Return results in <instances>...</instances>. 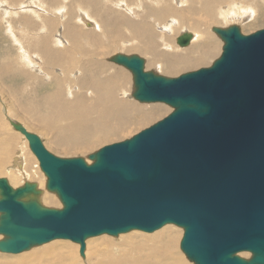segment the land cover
<instances>
[{
    "label": "water",
    "instance_id": "obj_1",
    "mask_svg": "<svg viewBox=\"0 0 264 264\" xmlns=\"http://www.w3.org/2000/svg\"><path fill=\"white\" fill-rule=\"evenodd\" d=\"M224 42L211 65L164 77L138 55L113 62L133 76V97L174 110L89 155L62 158L17 126L61 209L23 201L35 185L0 178V251L17 254L54 239L184 230L180 249L195 264H264V28H214ZM190 31L176 36L187 47ZM250 252L247 258L239 252Z\"/></svg>",
    "mask_w": 264,
    "mask_h": 264
},
{
    "label": "bare ground",
    "instance_id": "obj_2",
    "mask_svg": "<svg viewBox=\"0 0 264 264\" xmlns=\"http://www.w3.org/2000/svg\"><path fill=\"white\" fill-rule=\"evenodd\" d=\"M12 1H0V9L2 10V12L8 13L10 4L11 7L18 8L20 5H22L27 9L25 11V14H29L30 16L33 12V17L40 12V15L42 16H48L53 13L54 15H58V17L51 15L53 21H57L60 23V18L63 19L62 23L65 26V33H62L60 31L57 33L60 39L64 38V49L55 50V44L53 45L51 43V45H49V40H43L41 43L36 44V46L43 50L42 54L45 55V57H43V60L48 62V64L50 63L52 66L61 67L62 71L59 76H54L55 82L53 83L52 94H45V96L42 97L43 100L39 102L36 100V103H34L36 105L38 104L39 107L44 109V111L40 112L38 115L39 120L44 121L43 126H45L46 129L55 131L53 134L54 140L52 143L58 146H63L64 149L67 147H81V149L82 147H90L97 142H102L110 137L116 136L118 133L126 130L133 123H135L136 125H143L145 123H148L149 119L154 117L153 114H156L163 109L162 106H160L161 104L144 107L143 105L137 104L135 100H131V92L130 90H128L129 86L127 87V83L130 80H128L126 73L115 70L113 74L106 75L105 72L106 77H103V79L101 78V80L98 79L97 81L92 80V73L96 74L95 77L97 78V75L103 74L102 72L107 71L108 68H112V66H114L112 65L109 67V65L102 59L101 60L103 61V63L98 60L100 54L103 56V51L102 53H99L98 47L102 48L104 44L108 45L106 44V40L104 41V43L102 41L99 42L97 39V32H100L101 29H103L98 18L110 28L108 37H111L112 39L117 38L118 40L122 39V43H124V46L119 47V51L123 50L128 52L131 50L130 53H136L138 55L147 53L148 56H150V59L147 62V67H152L154 70L160 72H168L169 74L176 72L180 68L192 66L196 67L199 64L205 63L201 59H205L208 56L206 54H209L213 58L217 56L216 53L221 52L219 50V52H217L218 47L215 46L213 42H211L215 38L213 37L214 34H211V30L214 28H218V25H216L217 23H214L217 27L210 26L209 28H207L209 29V32H211L208 35L209 32L205 34L206 32L203 31L204 27H200L203 20L207 21L208 19H210L209 21L214 22L215 20L213 16L214 13L217 12V14L220 15V17L218 18H222L226 22V18L230 14H233V11H236L238 13L244 12L246 9V7L244 6L247 5L245 4L246 2L250 3L251 5L257 2L256 0H244L245 3L242 5L241 3L243 2L239 0H87L80 4L79 0H71V2L73 3L72 5L67 4L68 0H60L63 3H61L57 7H54L53 2L56 0H46L45 3H47L48 5H45V3L40 4L38 0ZM262 3H264L263 0H260V4ZM250 4L248 5L251 6ZM18 8H16L15 10H18ZM72 9H74V11H72ZM19 11H21V9H19ZM251 15L252 9L247 10L245 14H240V16H246L248 18H250ZM23 17L24 18H22L21 20L24 23H26V21H29L28 16L27 18L26 16ZM66 17H68V20H66ZM4 18L6 19V17ZM219 19L218 21H220ZM18 20L21 21L20 19ZM79 20H81V22L79 23L81 25L79 26L82 29H80L79 26L77 27L76 24H73L75 23V21L78 23ZM223 20L221 22H223ZM254 20L255 18L252 21ZM53 21L50 19H41L38 24L39 28L48 31L51 28V24ZM67 22H69L68 25ZM82 23H86V26L93 25L91 33H89V38L86 37L87 33H83L82 31ZM219 23L220 22H218V24ZM224 23L221 24L223 25ZM233 24L234 23L229 25L231 26ZM8 26H10L9 23ZM159 26L163 27L164 33L157 31V28ZM10 28L11 30H13L12 27ZM30 28H32L31 25ZM123 28L127 30V35H124L125 33H120V31H123ZM187 28L192 29L195 33V35L193 33L190 47L185 49L180 54L167 52L168 49H172L173 47L172 44L167 42L171 35H173L176 29L185 31V29ZM115 32L117 33L116 35H114ZM18 33L30 34V32H28V29H22ZM63 34H65L64 37ZM210 35H212L213 39L210 37ZM125 36L131 37L130 39L138 40V42H136V44L134 45L133 43L135 40L123 38ZM108 37L106 39H109ZM130 43L131 46L129 45ZM161 45L162 48L159 47ZM21 50H23L25 54H28V56L24 57V64H30L32 62V58L39 59L37 53L33 54L34 52H30L33 50H27L23 47H20V51ZM42 54H40L41 58L39 59V62L43 65H47L46 63L44 64V61L42 60ZM10 60L11 61H0V77H3L4 73L9 72L8 66L11 67V71L18 72V64H16L15 61H12V59ZM52 77L53 76H50L51 79ZM70 81H73L72 87H66L67 95L69 97H72L73 89H78L79 84H77V82L79 81L81 85L93 89H89L87 91V93L93 92V94L91 95L92 100L89 101V98L85 99L82 96L80 97L79 95L81 91L77 96H73L71 99L65 98V96L63 95V84L65 82H67L68 84V82ZM118 89L120 90V92L116 91ZM132 89H134V87ZM31 96L33 97V95ZM32 97H30L29 100H31ZM128 97L130 100L128 99ZM26 100L27 99H25V102H29ZM25 105L26 103H24V106ZM29 105H31V103ZM35 110L33 111L31 109L32 112H35ZM42 115L44 116V119L40 118ZM46 118H48L49 120H45ZM64 121H66V124L62 125L60 122ZM27 145L28 144L25 143V148ZM58 146L57 148H59ZM8 150L9 147L6 143H0V154L7 153ZM87 151H89V149ZM26 152L27 153L19 149L17 150L16 155L19 156L21 154L26 157V154H29V151L26 150ZM29 162V158L24 160L23 166H25L26 169L27 166H32ZM0 163H2V161H0ZM30 182H34L39 192H37V196L31 194L25 195L22 199L23 201L35 199L42 205L44 201L46 202L45 199L47 198L50 204L56 203L54 201V191L46 195L42 190L39 189L41 188L42 184H44L42 181L31 179ZM57 204L59 203L57 202ZM55 207H57V205H55ZM174 233L170 234L172 235ZM178 239L179 237H175L174 239L168 240V246H166L165 243H162L159 249H157L152 255L142 260L140 264H148V261H150V264H186L187 262L185 263L182 258L184 255L182 254L181 256L177 250ZM57 243H61V246L67 250H74V246L77 245V243H73L64 239L51 240L48 245L49 257H51L55 253V245ZM163 250L164 252H162ZM243 253H245L244 255H246V257L250 256V252L245 251ZM243 253H240V255ZM66 254V252H63L60 257L51 259V261L62 262ZM185 259L186 258H184V260Z\"/></svg>",
    "mask_w": 264,
    "mask_h": 264
},
{
    "label": "rangeland",
    "instance_id": "obj_3",
    "mask_svg": "<svg viewBox=\"0 0 264 264\" xmlns=\"http://www.w3.org/2000/svg\"><path fill=\"white\" fill-rule=\"evenodd\" d=\"M21 1H25V0H21ZM45 1L46 0H44V1L38 0V2L40 4L45 3ZM239 1L243 2V3H241L242 5L245 3L244 0H239ZM256 1L257 2L253 3L252 5L248 2H246L245 4H247V5L244 6V7H246L244 12L238 13L236 11H233V14H230L226 18V22L222 18L219 19L218 17H220V15L217 14V12H216V13H214V16H213V18L215 20L214 22L209 21L210 19L207 18L208 19L207 21L206 20L202 21L203 25L201 24L200 27L201 28L204 27L203 31L206 32L205 34H207L209 32V29H207V28H209L210 26L217 27L216 25H218V28H222V27L227 28L228 26H230L229 24H232V23H234L233 25H236L240 28V32L242 34H250V33L255 32L259 29H262V28H264V5H263L264 3L260 4V0H256ZM263 2H264V0H263ZM248 4H250L251 6H249ZM45 5H48V4L45 3ZM224 5H226V4H224ZM16 8H18V7H11V4H10L9 9L7 8L9 10L8 13L2 12V10L0 9V61L1 60L11 61L10 59H12V61H15L16 64H18V72L11 71V67L8 66L9 72L4 73L3 77H0V84H1L0 85V90H1L0 91V110H1L0 111V143H6L7 146L9 147V150L7 153H1L0 154V161H2V163H0V178H6L8 184L13 189L18 188L19 186H23L26 183L34 184V182H30L31 179H34L37 181H42L44 184H42L41 188H39V189L42 190L43 193H45L47 195V194L53 192V191H50L47 189V176L41 170V168L39 166V162H38L36 156L34 155V153L30 151L29 146L27 145L25 148V143L28 144V142L25 139L24 135L22 133H20V131L17 129L16 126H19V124H20V126L24 127L28 132L37 134L40 137L44 147L49 152H51L52 154H54L58 157H62V158L81 157L89 164V163H92V160L89 159L88 157L90 154H92L93 151H94L93 153H95L102 146H105V145H108V144H111L114 142L122 141V140H125V139L132 137L134 134L138 133L142 129L149 127L153 123L159 121L160 119H162L163 117H165L166 115L171 113L174 109L166 103H161V102L141 103L138 100H136L134 97H132L134 89H135V88L132 89L134 87L132 73L128 69H126L124 66H121L120 64L118 65L117 63L113 62V57L117 54H124V55H127L129 57V56H132L136 53H133V54L130 53L131 50L128 52L123 51V50L119 51V47L124 46V43H122V39L118 40L117 38L112 39L111 37H108V32H109L110 28L107 25H105L98 18L103 29H101L100 32H97V34H98L97 39L99 42L100 41L104 42L106 40V44H108V45L104 44V46L102 48L98 47L99 53H102V51H103V53H102L103 56L100 54L101 58L99 57L98 60L101 61L102 63H103V61L106 62L109 65V67L112 65H114V66H112V68L111 67L108 68L107 71L102 72L103 74L97 75L98 76L97 78L95 77L96 74L92 73V80L97 81L98 79L99 80H101V78L103 79V77H106L105 72H106V75L113 74V72L115 70L126 73L128 80H130L127 83V87L129 86L128 90H130V92H131L130 93V95H131L130 99L131 100H133V101L135 100L137 102V104L143 105L144 107L161 104L160 106H162L163 109L161 111H159L158 113L153 114L154 117L149 119L148 123H145L143 125H136L135 123H133L126 130H124L121 133H118L116 136L110 137L107 140H104L102 142H97L96 144H94L90 147H86V148L82 147V149H81V147H70L71 148V150H70L69 147L64 149L63 146L55 145L54 143H52L54 140L53 134L55 131L46 129L45 126H43L44 121L43 120L40 121L38 115L40 112H43L44 109L39 107L38 104L36 105L35 103H36V100L38 102L43 100L42 97H44L45 94H52L53 83L55 82L54 76H59L61 71H62V68L59 66H52L50 63H49L50 65H49L48 62L43 60V57H45V55L42 54L43 50L41 48H39L38 46H36V44L41 43L43 40H49V45H51V43L53 45L55 44V46H54L55 50L56 49H64V46H65L64 45V38L60 39V37H58L57 32L60 31L62 33H65V26L62 23V21H63L62 18H60V23L57 21L56 22L53 21V19L51 18V15H54L53 13H51L48 16H42V15H40L41 14V12H40L36 16L33 17L34 12L31 14V16L29 14H25V11L27 9L24 8L22 5L19 6L18 10H15ZM19 9H21V11H19ZM96 9H97V7H96ZM251 9H252V15L250 18H248L246 16H240V14H242V13L245 14L247 10H251ZM72 11H74V9H72ZM44 12H46V11H44ZM46 13H48V12H46ZM23 16H26V18L28 16L29 21H26V23H24L21 20L22 18H24ZM54 16L58 17V15H54ZM4 17H6V19ZM73 17H74V13H73ZM254 18H255V20L252 21ZM18 19H20L22 22L19 21ZM41 19H50L53 21L51 24V28L48 31H45L44 29L39 28L38 24H39V21ZM218 19L220 21H218ZM66 20H68V17H66ZM222 20H223V22H221ZM6 22H8L10 24V26H8V23H6ZM80 22H81V20H79L78 23L75 21V23H73V24H76V26L78 27L79 25H81V24H79ZM218 22H220V23L218 24ZM224 22L226 23V25ZM214 23L215 24L217 23V24L215 25ZM221 23H224V24L222 25ZM68 24H69V22H67V25ZM85 24L86 23H82V26H83L82 31H83V33H87L86 37L89 38L90 37L89 33H91V29H92L93 25H87L86 26ZM30 25L32 26V28H30ZM10 27H12L13 30H11ZM79 28L82 29L80 26H79ZM22 29H28V32H30V34L18 33ZM185 30L194 33V31L190 28L189 29L187 28ZM123 31H120V33H125L124 35L128 34L127 30L125 28H123ZM157 31L164 33V29L162 26H159L157 28ZM182 31H184V30L176 29V31L170 37L172 39L169 38L168 39L169 41L167 40L168 43L173 45L172 49H168L167 52H172L174 54H180L185 49L190 47L191 43L187 47H179L176 44V42H175L176 36L179 35ZM211 32H209L208 35L211 33L212 35L214 34L213 37H215L213 39L212 35H210V37L214 40V41L212 40L211 42H213L214 45L218 47L217 52L222 51V47H223L224 42L220 39L218 34H216L214 32V29H212ZM116 34L117 33L115 32L114 35H116ZM64 35L65 34H63V37H64ZM194 35H195V33H194ZM107 37L109 39H106ZM123 38L130 39L131 37L125 36ZM130 40H135V39H130ZM136 42H138V40H135L133 44L135 45ZM129 45L131 46V43ZM20 47H23L24 49H27V50H33L30 52H34L33 54L37 53L38 54L37 56L39 59L41 58L40 54H42V60L44 61V64L46 63L47 65H43L42 63L39 62V59H36V58H32V62L30 64H24L23 63V62H25L24 57L28 56V54H25V52L23 50L20 51ZM159 47L162 48V45ZM37 50L40 52H38ZM216 54H217V56L215 55L216 57H213V58L209 54H206L208 56L205 59H203V58L201 59L205 63L199 64L196 67L192 66V67L180 68L176 72L169 73V74H168V72L167 73L164 71L160 72V71L154 70L152 67H147V62L150 59V56H148L147 53H143V54H139V55L136 54V55H138L144 59V69L146 71H151L155 74H158V75L164 76V77H176V76L183 74L185 72L193 71V70L199 69L201 67H206V66L211 65L212 62L215 60V58H218L220 56L221 52L216 53ZM108 61H110V62H108ZM110 72H112V73H110ZM34 76H36V77H34ZM50 76H53L52 79L50 78ZM23 78H27V79H23ZM30 79H32V80H30ZM77 84H79L80 87L78 86L77 90L76 89L72 90L73 91L72 97L77 96L78 93L81 91L79 96L80 97L82 96L85 99L89 98L88 100L91 101L92 100L91 95L93 94V92L87 93V91L89 89L90 90H93V89L90 87H86V86L81 85L79 83V81L77 82ZM72 85H73V81L68 82V84H67V82H65L63 84V95L65 96V98H68V99L72 98V97H69L67 95V90H66V87L67 88H68V86L72 87ZM27 89H29V90H27ZM17 91H18V95H17ZM116 91L120 92L119 89ZM27 93H28V95H27ZM31 95H33V97ZM30 97H32L31 100H29ZM25 99H27L26 101H29V102H25ZM125 99H127V98H125ZM128 99H129V97H128ZM21 101H22V103H21ZM24 103H26V105H25L26 107L24 106ZM30 103H31V105H29ZM22 105L25 107V109ZM31 109L33 111L35 109L36 110H35V112H32ZM3 111H4V113H3ZM26 111L27 112L30 111L31 113L28 112L29 113V115H28V113ZM31 117H32V119H31ZM40 118L44 119V116L42 115ZM45 120H49V119L46 118ZM64 122H60V123L62 125H64V124H66V121H64ZM57 146L59 148H57ZM19 149H21L25 153H27L26 150H28L29 154H26V157H24L21 154L19 156H17L16 153H17V150H19ZM63 149L66 151H64ZM78 149H80V150H78ZM88 149H89V151H87ZM59 151H61V152H59ZM27 158L30 159L29 163H31L32 166L31 167L27 166V169H26L25 166H23V164H24V160ZM37 192H39V190L35 185V192H29L28 194L37 196V194H38ZM54 194H55L54 201L56 203L50 204L48 202V199L46 198L45 199L46 202L44 201V203H42L43 207H46V208L51 207V208H58V209L62 208V203H60L61 200H60L58 194L55 191H54ZM0 196H1V194H0ZM57 202L59 204H57ZM55 205H57V207H55ZM174 232H179V233H174ZM183 232H184V230L182 229V227L176 226L174 224H173V226H172V224H166V225L162 226L161 228H159L158 230H155L154 232H149V233L141 231V230H131V231H128V232H125L122 234L120 233L118 236H110L108 234H102L99 236L98 235L97 236H91V237H88L85 241V250H84L83 256H81L79 254L80 246L78 243L76 246H74V250H72V249L67 250L61 246V243H57L55 245V253L51 257H49V246H48L50 243V241H49V242H46V243H43L40 245H34V246L30 247L28 250L22 251V252L17 253V254L4 253V252L0 251V264H127V263L140 264L142 260H144L148 256L152 255L157 249H159L162 243H165L166 246H168V243H169L168 240L174 239L175 237H179V239H180V240L178 239L177 250L181 256H182V254L184 255L182 257L183 261L185 263L187 262L186 264H195L193 261L189 260L188 257L180 249L179 243L181 242ZM170 233H174V234L171 235ZM3 239H5V236L3 234H0V240H3ZM68 241H70V240H68ZM63 252H66L67 254L65 255V258L62 262L51 261V259L60 257V255ZM162 252H164V250ZM240 253H243V252H240ZM240 253H237L240 257L247 258L246 255H244L245 253H243L241 255H240ZM184 258H186L185 259L186 261L184 260ZM148 264H150V261H148Z\"/></svg>",
    "mask_w": 264,
    "mask_h": 264
},
{
    "label": "crops",
    "instance_id": "obj_4",
    "mask_svg": "<svg viewBox=\"0 0 264 264\" xmlns=\"http://www.w3.org/2000/svg\"><path fill=\"white\" fill-rule=\"evenodd\" d=\"M84 1H87V0H79L80 4H81L82 2H84ZM61 3H63V2L60 1V0H56V1L53 2V6H54V7H57V6H59ZM67 4H72V5H73V3L71 2V0H68Z\"/></svg>",
    "mask_w": 264,
    "mask_h": 264
}]
</instances>
